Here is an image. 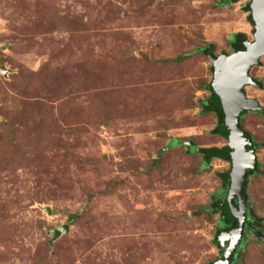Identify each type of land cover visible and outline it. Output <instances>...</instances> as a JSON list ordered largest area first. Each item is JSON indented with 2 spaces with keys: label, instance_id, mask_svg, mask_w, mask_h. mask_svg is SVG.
Here are the masks:
<instances>
[{
  "label": "rangeland",
  "instance_id": "374dc122",
  "mask_svg": "<svg viewBox=\"0 0 264 264\" xmlns=\"http://www.w3.org/2000/svg\"><path fill=\"white\" fill-rule=\"evenodd\" d=\"M221 1L0 0V264H220L213 204L232 163L205 167L188 146L229 142L203 107L214 72L200 48L256 40L253 0ZM261 60L247 90L264 106ZM242 123L259 143L247 195L264 227V115ZM239 254L264 264V243L251 233Z\"/></svg>",
  "mask_w": 264,
  "mask_h": 264
},
{
  "label": "water",
  "instance_id": "95a60500",
  "mask_svg": "<svg viewBox=\"0 0 264 264\" xmlns=\"http://www.w3.org/2000/svg\"><path fill=\"white\" fill-rule=\"evenodd\" d=\"M252 14L255 21V38L246 41L247 49L234 52L232 54L224 53L220 56H215L212 60L215 65L214 88L218 97L221 99L225 113H226V128L230 131L228 140L229 146L235 149L234 154L231 155L232 172H231V190L230 201L233 203L234 197L240 198L239 219L240 226L232 232L224 233L225 238L220 240L224 243L227 239H232L231 245L226 251L225 258L220 261V264H229L232 259V254L237 250V247L245 234V226L247 218L245 213L247 211L248 195L247 185L249 176L254 174L259 169L260 162L257 151L255 149H248V146L253 147L254 141L252 138L246 136V131L242 127L241 119L244 112L264 111V106L254 98H250L246 87L248 85H256L262 87L251 75V69L261 63L264 57V0H253ZM1 70L7 74L5 67ZM264 114V112H263ZM231 116L234 119H231ZM194 143H189L193 146ZM50 214L52 209L47 208ZM253 212V211H252ZM70 225L64 224L59 226L53 232L52 243L60 237L65 231L69 232ZM257 237L264 243V233L258 229L255 230ZM237 236L235 240L233 237Z\"/></svg>",
  "mask_w": 264,
  "mask_h": 264
},
{
  "label": "trees",
  "instance_id": "16d2710c",
  "mask_svg": "<svg viewBox=\"0 0 264 264\" xmlns=\"http://www.w3.org/2000/svg\"><path fill=\"white\" fill-rule=\"evenodd\" d=\"M242 0H222L220 2V5L223 6H232L234 4H237L241 2ZM251 2L247 3L245 6L246 12H249L248 21L255 27V21L252 14V7ZM255 29V28H254ZM256 32V31H255ZM250 40L248 33L246 32H238L236 34H232L230 36L229 44L233 48L234 52H240L247 49L246 41ZM253 42V41H252ZM202 52H204L212 61V59L217 55L215 53L216 51V44H209L208 46H202L200 48ZM225 52V51H224ZM223 52V53H224ZM212 71L214 72V66L212 65ZM205 90L210 91V96L207 98L205 102H203V107L207 112H214L218 116V126L215 128V133L220 134L224 138L228 139L230 131L226 128L225 120H226V113L222 104L221 99L218 97V95L215 92L214 88V80H212L209 84H205ZM245 113H243L242 116H244ZM243 119V117H242ZM242 127L243 123L241 121ZM245 130V128H244ZM246 131V136L250 137L254 141V146L251 147L257 151L259 147V143L255 142V138L253 134ZM189 146V145H188ZM189 146L191 148V151H194L195 153L203 154L204 155V165L205 167H209L212 163L213 158H221L223 160L231 161V155L234 154L235 149L233 147L225 146V147H209V148H200L198 146ZM261 164L259 166V169L255 171L254 174H257L260 170ZM224 185L227 187L225 190L226 198H218L216 202L213 204V207H215L217 210L220 209V212L222 213V219L219 229V234L223 230H234L237 229L240 226L239 223V216H238V209H239V203L234 198L233 203L230 201V186H231V172L224 174ZM250 177V176H249ZM250 203V201H248ZM214 208V209H215ZM248 216V215H247ZM75 218V215L70 216V220H73ZM69 220V221H70ZM255 223L253 221H250L247 223L248 228H250V231L252 232L254 230ZM225 226V227H223ZM246 229V228H245ZM264 228H260L259 230L262 231ZM254 232V231H253ZM248 236L245 232L243 236V240L241 242V245L237 247V250L232 254V256H239V252L242 249V247H245V245L248 242ZM220 247V244H218ZM234 258V257H233ZM235 263V262H233Z\"/></svg>",
  "mask_w": 264,
  "mask_h": 264
},
{
  "label": "flooded vegetation",
  "instance_id": "af4514ba",
  "mask_svg": "<svg viewBox=\"0 0 264 264\" xmlns=\"http://www.w3.org/2000/svg\"><path fill=\"white\" fill-rule=\"evenodd\" d=\"M231 50L233 51L232 53H234V50H233V48L231 47ZM224 53H229V54H232V53H230V52H224ZM224 53H221V54H217L216 56H220V55H222V54H224ZM212 65L214 66V77H215V65H214V61L212 60ZM255 80H257V79H255ZM250 85H248L247 87H246V89L249 87ZM254 86V85H253ZM247 92H248V90H247ZM250 97V96H249ZM250 98H252V97H250ZM254 99H256V98H254ZM256 100H258V99H256ZM259 101V100H258ZM260 105H262L261 103H260ZM263 106V105H262ZM248 112H258V113H260V114H263V112L264 111H260V110H258V111H253V110H250V111H247V112H244L245 113V115L248 113ZM243 115V114H242ZM244 115V116H245ZM264 115V114H263ZM244 116H242V117H244ZM241 121H242V119H241ZM255 142H256V140H255ZM230 144V141L228 142V144L226 145V146H228ZM195 145V144H194ZM195 147V146H194ZM223 147H225V146H223ZM248 149H252L250 146H248ZM202 157H203V159L205 158L204 157V155L202 154ZM225 161H227V160H225ZM230 164H231V162L230 161H228ZM232 167L233 166H231V168H230V170L227 172V173H229V172H232ZM255 173V172H254ZM252 175H255V174H252ZM252 175H250V177L252 176ZM249 177V178H250ZM231 181H232V178L230 179ZM230 181V182H231ZM248 183H249V181H248ZM231 184V183H230ZM231 187V186H230ZM237 197V201H238V203H239V209L238 210H240V198H239V196L237 195V196H235L234 198H236ZM248 201H250L249 200V197H248ZM217 210V209H216ZM217 211H219L220 212V209L219 210H217ZM252 211H253V209H252ZM238 212V211H237ZM221 213V212H220ZM222 214V213H221ZM252 214V212H251V206L250 205H247V211H246V213H245V216H246V218H247V221H246V226H245V232L247 233V236H248V239H249V234H251V233H253V234H255L254 232H255V230L256 229H260V228H262L261 227V225H260V223H258L257 222V220L251 215ZM248 215V216H247ZM238 216H239V212H238ZM221 219H222V215H221ZM221 219H220V224H221ZM250 221H253L254 223H255V225H254V232L252 231H250V228H248V226H247V223L248 222H250ZM239 223H240V219H239ZM220 227V226H219ZM223 227H225V226H223ZM264 228V227H263ZM235 230V229H234ZM233 230H229V231H227V230H223L222 232H221V234H220V236H222L224 233H230V232H232ZM219 236V237H220ZM244 236V235H243ZM242 240H243V237H242V239H241V241H240V243H239V245L238 246H240L241 245V242H242ZM230 241H231V239H230ZM222 241L220 240V243H218V244H220V248L221 247H223V244L221 243ZM224 244L226 245V250L224 251V252H226L227 250H228V248L230 247V245H231V242H224ZM243 248V247H242ZM222 250V249H221ZM234 257V258H233ZM238 256H236V258H237ZM236 258H235V256H232V259H231V261H230V263L229 264H237L236 263ZM233 262H235V263H233Z\"/></svg>",
  "mask_w": 264,
  "mask_h": 264
},
{
  "label": "bare ground",
  "instance_id": "6f19581e",
  "mask_svg": "<svg viewBox=\"0 0 264 264\" xmlns=\"http://www.w3.org/2000/svg\"><path fill=\"white\" fill-rule=\"evenodd\" d=\"M231 119H234V117H233V116H231Z\"/></svg>",
  "mask_w": 264,
  "mask_h": 264
}]
</instances>
